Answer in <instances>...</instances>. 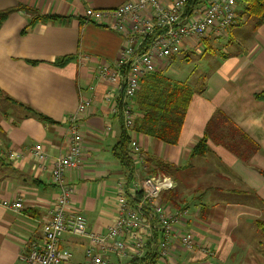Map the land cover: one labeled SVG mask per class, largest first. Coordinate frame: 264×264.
<instances>
[{
    "label": "crops",
    "instance_id": "0c3cea01",
    "mask_svg": "<svg viewBox=\"0 0 264 264\" xmlns=\"http://www.w3.org/2000/svg\"><path fill=\"white\" fill-rule=\"evenodd\" d=\"M128 1L132 0H0V12L21 4L41 15L63 18L21 35L27 17L12 13L0 28V91L52 122L41 123L7 102L10 106L0 114V199H22L17 213L0 207V264H26L20 257L42 243L41 227L58 193L50 180L51 162L67 153L66 119L76 112L79 95L91 98L92 106L80 117L82 167L65 175L66 183L75 188L69 212L81 214L87 230L99 235L116 217L117 185L125 176L111 151L123 127L120 116L110 112L112 102L106 100L110 85L99 79L97 68L116 61L123 40L104 26L86 23L83 13L88 8L112 10ZM172 2L163 0L167 8ZM226 39L229 53L215 58L205 90L192 99L178 144L166 146L131 135L144 160L182 168L167 175L178 198L182 196V203L176 204L180 208L185 204L188 211L180 231L190 232L198 246L213 249L210 257L200 249L178 248L176 264H264V233L255 229V222L264 219V24L255 32L239 26ZM79 56L87 58L82 65ZM62 59L66 60L56 65ZM117 88H111L116 101ZM216 111L257 144L248 164L210 142L204 156L189 158ZM35 145L48 156L44 169L25 153ZM9 152L23 157L10 160ZM148 164L143 162L135 174ZM164 203L170 210L180 209ZM89 245L87 239L68 233L59 241V248L72 254L67 264H90L85 257ZM104 255L108 264L128 262L112 253Z\"/></svg>",
    "mask_w": 264,
    "mask_h": 264
},
{
    "label": "built area",
    "instance_id": "2783aa9c",
    "mask_svg": "<svg viewBox=\"0 0 264 264\" xmlns=\"http://www.w3.org/2000/svg\"><path fill=\"white\" fill-rule=\"evenodd\" d=\"M191 1L173 0L167 8L163 0H132L112 10L88 8L83 13L86 23L104 26L123 40L116 61L112 65H99L97 73L99 79L110 85L106 100L112 102L111 114L120 116L123 129L131 135L137 117L132 102L140 80L158 72L169 58L178 56L183 50L208 36H215L217 40L237 25V0H198L199 5L185 12ZM85 61L87 58L79 56L81 65ZM113 86L118 87L123 97L120 106L113 97ZM79 97L76 112L66 119L67 153L51 162L50 180L58 193L41 227L42 243L32 245L20 258L26 264L69 263L70 251L59 248L61 237L68 233L89 241L85 257L90 264H108L104 253H112L128 262L141 261V264H176L175 250L193 252L200 246L190 232L180 231L188 211L170 210L160 200L163 193L175 188L170 177L136 178L128 188L125 181L119 182L116 217L104 235L89 232L84 217L69 212L75 188L66 183L65 175L82 167L80 117L92 106L91 98ZM128 150L133 166L141 167L144 156L134 137L130 139ZM25 153L38 168L44 169L48 156L42 146L35 145ZM7 157L19 160L23 154L9 152ZM136 193H140L141 198L131 206L128 196L135 197ZM0 207L17 213L22 209V199H0ZM199 249L206 256L213 255L210 248Z\"/></svg>",
    "mask_w": 264,
    "mask_h": 264
},
{
    "label": "trees",
    "instance_id": "16d2710c",
    "mask_svg": "<svg viewBox=\"0 0 264 264\" xmlns=\"http://www.w3.org/2000/svg\"><path fill=\"white\" fill-rule=\"evenodd\" d=\"M239 3V13H237L239 26L248 25L251 32H255L264 24V0H237ZM199 5L198 0H192L185 7V12H189L192 8ZM12 13H22L27 17V26L21 35L26 30L33 29L38 24L56 23L62 21L63 18L53 15H41L35 9L25 6L17 5L15 8L0 12V28ZM238 26V27H239ZM218 40V39H217ZM203 46H207L208 39H203ZM209 46L204 50L206 53H212ZM220 59L225 58V54L217 55ZM66 59L56 61V65H61ZM36 65V61L30 62ZM206 87V74L198 78L196 85L188 86L182 82H175L167 76L162 70L148 75L140 80L139 89L133 99L132 105L137 115L133 123L134 135L148 137L156 140L166 146H176L179 142L183 123L189 105L195 96L200 95ZM264 95V93L262 94ZM0 98L10 105L21 107L27 116L36 119L41 123L52 124L48 118L37 111L19 104L0 91ZM122 95L118 104L122 103ZM131 133L122 129L116 144L112 148V156L118 162L121 170L125 176V185L128 188L136 178H143L149 176H166L169 172H175L182 168L167 164L161 160H144V163L149 162L145 170H141L137 176L135 174L136 168L133 166V161L129 157L128 146L130 143ZM213 143L216 146L223 147L236 159L247 163L249 157L258 151V146L252 142L235 124H233L227 116L221 111H216L211 119L205 124L203 137L191 149L189 158L202 157L207 151V143ZM151 163V164H150ZM248 164V163H247ZM175 188L171 191L165 192L160 196L163 204L168 202L175 208H180L176 201L182 203L181 197L175 193ZM174 199H172V197ZM141 198L140 193H136L135 197L128 196L130 205L135 206ZM180 209H185V204ZM187 207V206H186ZM175 209V210H180ZM172 210V209H171ZM187 223V221H186ZM256 227L264 233V219L255 222ZM201 248V247H199ZM197 248V249H199ZM177 251V250H175ZM210 251L213 254V249ZM126 264H141V261H130Z\"/></svg>",
    "mask_w": 264,
    "mask_h": 264
},
{
    "label": "rangeland",
    "instance_id": "374dc122",
    "mask_svg": "<svg viewBox=\"0 0 264 264\" xmlns=\"http://www.w3.org/2000/svg\"><path fill=\"white\" fill-rule=\"evenodd\" d=\"M239 3H236V15L239 13ZM238 17H237V25L227 32H225L218 40H216L215 36H208L205 39H208L207 46H203L202 40L193 46L190 49L183 50L178 56H174L169 58V60L163 64L162 70L168 77H170L175 82H182L188 86L196 85L198 78H200L203 73L206 75L210 73V69L214 66V61L217 55L219 54H228L230 48L225 47V43L228 39L225 40V36L229 32H233L238 27ZM246 24V23H245ZM242 25V27H247L248 25ZM238 32V31H237ZM236 32V33H237ZM236 33L234 35H236ZM229 36L228 38H231ZM225 40V41H221ZM209 49L213 51L212 53H206L204 55V50ZM5 102L0 98V114L2 109L9 107L10 105L4 104ZM255 229L258 232H261L255 225Z\"/></svg>",
    "mask_w": 264,
    "mask_h": 264
}]
</instances>
